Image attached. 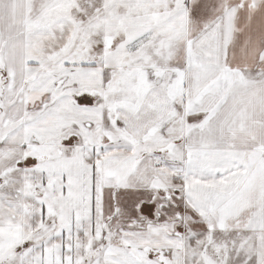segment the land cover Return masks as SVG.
<instances>
[{
	"label": "snow or ice",
	"instance_id": "1",
	"mask_svg": "<svg viewBox=\"0 0 264 264\" xmlns=\"http://www.w3.org/2000/svg\"><path fill=\"white\" fill-rule=\"evenodd\" d=\"M0 264H264V0H0Z\"/></svg>",
	"mask_w": 264,
	"mask_h": 264
}]
</instances>
